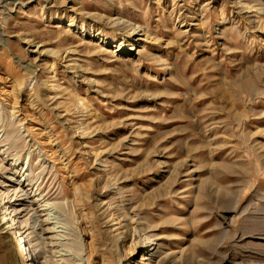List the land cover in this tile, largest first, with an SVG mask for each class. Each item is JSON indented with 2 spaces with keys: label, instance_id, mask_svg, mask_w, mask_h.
<instances>
[{
  "label": "rangeland",
  "instance_id": "rangeland-1",
  "mask_svg": "<svg viewBox=\"0 0 264 264\" xmlns=\"http://www.w3.org/2000/svg\"><path fill=\"white\" fill-rule=\"evenodd\" d=\"M0 189L33 264H264V0H0Z\"/></svg>",
  "mask_w": 264,
  "mask_h": 264
},
{
  "label": "bare ground",
  "instance_id": "bare-ground-1",
  "mask_svg": "<svg viewBox=\"0 0 264 264\" xmlns=\"http://www.w3.org/2000/svg\"><path fill=\"white\" fill-rule=\"evenodd\" d=\"M263 12V11H262ZM72 25V23L69 25V26H71ZM136 27H139L140 26V28H141V25H139V26H137V25H135ZM141 29H143V28H141ZM139 30V29H138ZM144 30V29H143ZM140 31H142V30H140ZM133 41H131L130 42V45H131V43H132ZM103 44H105V41H101V42H99V43H96L95 45L99 48V49H102V46L101 47H99L100 45H103ZM119 45V44H118ZM118 47V46H117ZM117 47H116V49H117ZM121 47V49H124L125 47H123V46H120L119 45V47L118 48H120ZM118 50V49H117ZM116 50V51H117ZM120 50V49H119ZM112 53L114 54L115 53V51H112ZM82 103V102H81ZM83 104V103H82ZM33 143V142H32ZM108 166V165H107ZM23 169H24V167H23ZM25 171H27V170H25ZM3 194H4V192H2V190L0 189V207H1V209H3V210H5L4 211V214H2V212L0 213V215H3V216H1V221L2 222H5V224H7V229H9V233H11V234H15V236L16 237H18V240L19 241H22L23 240V243H24V252L22 253L23 255H22V259H29V261H30V264H33L34 263V255H33V257H32V255H30V250L31 249H29V246H28V243H27V241L24 239V234H21V231L16 227V221H15V219H14V217L12 216V211L10 210V207L8 208L7 207V204L6 203H4V201H3ZM15 196H18L17 194H14ZM79 199V196H78V192L77 191H75L74 192V200L75 201H77ZM45 206H46V208L48 207V206H50L49 204H45ZM19 210V209H18ZM16 211H17V209H16ZM15 212V211H14ZM4 227V226H3ZM52 229H55L54 227L52 228ZM135 232V231H134ZM137 232V231H136ZM57 235V234H56ZM135 241V240H134ZM30 243V242H29ZM136 244V243H135ZM146 243H142V241H141V245L144 247H146L145 248V254L143 255V257H142V262L141 263H136V264H157V263H155V259H157V258H160L161 257V254H160V246H159V244H157L156 242H154V241H152L150 244H148L147 246L145 245ZM18 246H19V248H20V244L18 243L17 244ZM136 246V245H135ZM137 248V247H136ZM70 249V248H69ZM71 250V249H70ZM31 258V259H30ZM128 257H126L124 260H126ZM128 260V259H127ZM24 261V260H23ZM131 264V263H130Z\"/></svg>",
  "mask_w": 264,
  "mask_h": 264
}]
</instances>
